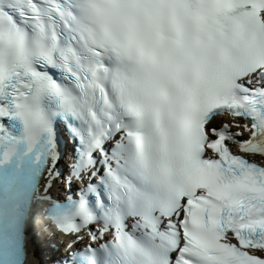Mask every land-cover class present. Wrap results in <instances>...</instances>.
<instances>
[{"label":"snow or ice","instance_id":"6c2138e0","mask_svg":"<svg viewBox=\"0 0 264 264\" xmlns=\"http://www.w3.org/2000/svg\"><path fill=\"white\" fill-rule=\"evenodd\" d=\"M56 117L79 121L69 188L99 151L107 205L91 184L68 208L47 194ZM229 142L264 158V0H0V167L43 162L34 192L66 234L97 220L95 196L115 231L90 264H264V166Z\"/></svg>","mask_w":264,"mask_h":264},{"label":"clouds","instance_id":"9594fccd","mask_svg":"<svg viewBox=\"0 0 264 264\" xmlns=\"http://www.w3.org/2000/svg\"><path fill=\"white\" fill-rule=\"evenodd\" d=\"M34 212L42 222H53L60 214L59 210H53L51 202L43 203L37 193L24 186L5 184L0 187V238L8 240L19 228H27Z\"/></svg>","mask_w":264,"mask_h":264},{"label":"bare ground","instance_id":"6f19581e","mask_svg":"<svg viewBox=\"0 0 264 264\" xmlns=\"http://www.w3.org/2000/svg\"><path fill=\"white\" fill-rule=\"evenodd\" d=\"M42 243H45V241H42ZM27 244H28V239H27ZM30 249H33V251L29 252L28 254V264H48L46 262L47 260L46 261L44 259L39 260L38 258H36L35 246L33 243L30 244Z\"/></svg>","mask_w":264,"mask_h":264}]
</instances>
